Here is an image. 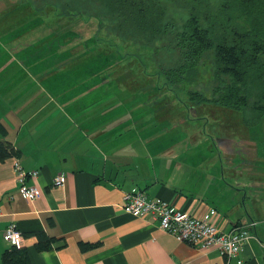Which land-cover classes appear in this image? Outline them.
<instances>
[{
  "label": "crops",
  "instance_id": "0c3cea01",
  "mask_svg": "<svg viewBox=\"0 0 264 264\" xmlns=\"http://www.w3.org/2000/svg\"><path fill=\"white\" fill-rule=\"evenodd\" d=\"M31 32L50 35L47 27ZM18 35L10 36L6 48L21 49L17 62L0 71V123L6 129L0 137L19 151L25 170L39 171L34 183L42 195L24 198L14 157L0 161V260L11 247L4 231L14 223L25 236L30 264H239V259L264 264V142L246 136L245 143H231L224 130L237 113L220 108L223 121L209 130L210 120L199 111L193 118L136 112L134 101L133 112L124 116L104 111L101 97H91L97 90L94 83L87 85L89 75L79 74L87 66L69 68L83 80L60 92L62 80L49 71L65 66H36L32 52L27 65L22 47L34 36ZM0 54L1 60L10 51ZM20 66L28 77L14 83ZM58 174L66 176L64 186H53ZM133 189L196 217H210L215 209L221 229L248 227L252 238L239 259L229 261L217 249H202L163 231L149 215L125 210L124 194ZM38 231L58 242L39 251L33 235ZM81 242L97 245L82 250Z\"/></svg>",
  "mask_w": 264,
  "mask_h": 264
},
{
  "label": "rangeland",
  "instance_id": "374dc122",
  "mask_svg": "<svg viewBox=\"0 0 264 264\" xmlns=\"http://www.w3.org/2000/svg\"><path fill=\"white\" fill-rule=\"evenodd\" d=\"M212 2L217 7L220 0ZM161 3L166 7L164 25L167 31L148 45L124 38L113 31L102 16L97 0H0V53L10 51V55L0 60L3 65L0 66V71L6 67L4 65L17 62V55L21 51L13 45L6 50L11 45L10 36L15 35L17 38L18 34H23L25 39L34 36L25 45V49L22 47L25 63L30 64L27 57L32 52L31 58L37 63L36 66H65L64 71L58 68L49 71L55 78L62 80L60 92L77 78L83 80L81 77L85 76L87 79L89 75L87 85L94 83L97 90L91 97H101L104 111H115L124 116L132 110L138 112L145 109V112L161 111L177 117L180 114H192V118L199 111L210 120L209 130L223 121V110L220 109L223 108L237 113L229 120L234 124L224 130L233 137L231 143L235 146L245 143L243 139L246 136L248 140L259 136L258 141L263 143L264 117L261 124L251 127L245 124L243 111L215 103H199L197 96L191 93L198 90L205 97H212L214 64L211 53L205 56V66L198 67L193 80L179 82L175 81V77H167L168 69L178 65L181 60L175 34L182 30L188 15L169 0H161ZM43 27L48 28L47 33L50 35L37 37L31 32L34 28ZM45 59L49 60L48 64L43 63ZM72 66L87 67L80 68L79 77L74 76L77 73L69 69ZM28 67L29 72L34 71L32 66ZM14 74V83L28 77L25 76L27 72L24 66L16 69ZM148 98H151L150 103ZM132 101L134 109L129 110ZM96 106L94 103V107ZM247 115L253 116L251 112ZM109 121L104 120V124ZM246 126L252 129L246 132Z\"/></svg>",
  "mask_w": 264,
  "mask_h": 264
},
{
  "label": "trees",
  "instance_id": "16d2710c",
  "mask_svg": "<svg viewBox=\"0 0 264 264\" xmlns=\"http://www.w3.org/2000/svg\"><path fill=\"white\" fill-rule=\"evenodd\" d=\"M97 1L110 28L124 38L150 45L167 31L166 7L161 0ZM169 1L185 10L188 17L182 30L175 34L181 60L168 69L167 77H175L179 82L193 80L198 67L205 66V56L211 53L213 95L205 97L198 90L191 93L199 103L210 101L243 111L248 126L260 123L264 117V0H220L217 7L212 0ZM250 112L253 116L247 117ZM0 132H6L1 123ZM18 155L15 146L0 137V161ZM33 235L39 251L50 250L58 242L43 231ZM96 245L80 243L82 250ZM0 264H30L28 248L25 245L7 248Z\"/></svg>",
  "mask_w": 264,
  "mask_h": 264
},
{
  "label": "built area",
  "instance_id": "2783aa9c",
  "mask_svg": "<svg viewBox=\"0 0 264 264\" xmlns=\"http://www.w3.org/2000/svg\"><path fill=\"white\" fill-rule=\"evenodd\" d=\"M14 168L22 196L34 200L42 195V190L34 181L39 171H27L18 157H14ZM32 181V182H30ZM67 179L64 174L53 178V186H64ZM124 208L136 217L151 216L159 222V227L176 236L179 240L198 246L202 249H217L226 259H239L246 244L252 238L248 227L221 229L214 221L217 210L212 209L210 217H196L180 210L161 198H149L142 190L133 189L124 194ZM3 238L10 246H22L24 235L14 223L7 226ZM239 264L242 260H238Z\"/></svg>",
  "mask_w": 264,
  "mask_h": 264
}]
</instances>
